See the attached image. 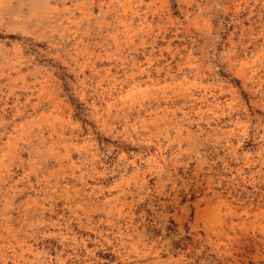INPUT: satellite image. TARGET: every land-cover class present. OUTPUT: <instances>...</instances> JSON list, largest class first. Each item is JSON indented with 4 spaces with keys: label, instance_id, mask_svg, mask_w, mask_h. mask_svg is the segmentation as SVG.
<instances>
[{
    "label": "rangeland",
    "instance_id": "1",
    "mask_svg": "<svg viewBox=\"0 0 264 264\" xmlns=\"http://www.w3.org/2000/svg\"><path fill=\"white\" fill-rule=\"evenodd\" d=\"M0 264H264V0H0Z\"/></svg>",
    "mask_w": 264,
    "mask_h": 264
}]
</instances>
